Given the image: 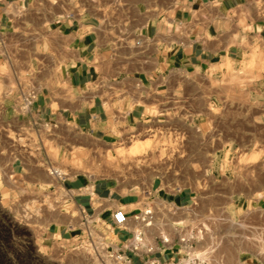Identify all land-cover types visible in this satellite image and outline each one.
Wrapping results in <instances>:
<instances>
[{
    "label": "crops",
    "instance_id": "1",
    "mask_svg": "<svg viewBox=\"0 0 264 264\" xmlns=\"http://www.w3.org/2000/svg\"><path fill=\"white\" fill-rule=\"evenodd\" d=\"M68 1L0 0V179L65 197L46 224L12 220L0 202V264H179L188 244L202 247L188 233L205 210L191 188L70 173L62 156L176 116L201 124L223 87L235 100L232 75L264 81V0H83L77 12ZM243 206L231 208L248 228L242 245L190 252L193 264H264V190Z\"/></svg>",
    "mask_w": 264,
    "mask_h": 264
},
{
    "label": "rangeland",
    "instance_id": "2",
    "mask_svg": "<svg viewBox=\"0 0 264 264\" xmlns=\"http://www.w3.org/2000/svg\"><path fill=\"white\" fill-rule=\"evenodd\" d=\"M81 1L69 0L68 9L77 12L83 7ZM230 81L235 86V100L226 97L223 87L218 107L198 117L201 124H189L186 117L176 116L165 125L134 129L113 145L93 148L81 156L65 153L62 158L71 156L75 162L70 173L123 180L135 178L136 182H147L157 176L165 184L189 187L193 205H203L205 210L194 212L202 219L188 227V233L196 232L192 235L194 243L197 241L202 247L188 250L207 254L241 246L248 228L231 208L242 203L245 206L264 190V81L243 74L232 75ZM18 141L24 143L20 137ZM137 144L145 145L134 152L131 147ZM5 182L14 190L13 195L7 193L10 188H6ZM31 190L44 191L36 196L30 194ZM47 190L50 189L15 186L12 180L0 179V202L12 220L31 223L38 219L46 224L64 216L65 199L58 188L54 194ZM57 201L59 207L55 205ZM145 222L158 227V233L166 227L151 219Z\"/></svg>",
    "mask_w": 264,
    "mask_h": 264
},
{
    "label": "built area",
    "instance_id": "3",
    "mask_svg": "<svg viewBox=\"0 0 264 264\" xmlns=\"http://www.w3.org/2000/svg\"><path fill=\"white\" fill-rule=\"evenodd\" d=\"M29 98H30V96H29ZM29 98H24L23 99L24 100L23 106H22L23 109H26L28 107V105H29ZM51 173L54 174V175H56L58 178H61L62 177V174H60L56 169H52L51 170ZM144 214L146 216H149L151 214L150 209L145 210ZM126 220H127L126 213L122 209H116L112 213V225L113 226H115V227H121L126 222ZM148 220H150V218H148ZM145 223L146 224H150V222H145ZM181 240L184 242V239H181ZM140 241H141V237H140V233L138 232L134 236V244L132 245V248L134 250L137 249V247H138L137 244ZM190 248H192V243L188 244V247L186 248V253L184 255V259L179 264H193L192 260H196L197 259L196 256H193L192 258H190V251L188 250ZM145 264H157V263H155L153 261H147ZM199 264H202V261Z\"/></svg>",
    "mask_w": 264,
    "mask_h": 264
},
{
    "label": "bare ground",
    "instance_id": "4",
    "mask_svg": "<svg viewBox=\"0 0 264 264\" xmlns=\"http://www.w3.org/2000/svg\"><path fill=\"white\" fill-rule=\"evenodd\" d=\"M143 142V141H142ZM144 145L145 144H143V145H133L131 148H132V150L134 151V152H138L140 149H141V147L143 146L144 147Z\"/></svg>",
    "mask_w": 264,
    "mask_h": 264
}]
</instances>
